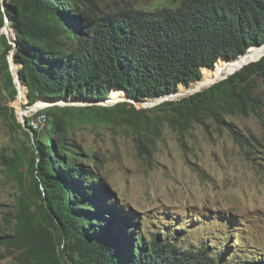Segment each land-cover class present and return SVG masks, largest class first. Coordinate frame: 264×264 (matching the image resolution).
Wrapping results in <instances>:
<instances>
[{
    "label": "trees",
    "instance_id": "16d2710c",
    "mask_svg": "<svg viewBox=\"0 0 264 264\" xmlns=\"http://www.w3.org/2000/svg\"><path fill=\"white\" fill-rule=\"evenodd\" d=\"M5 10L18 42L13 60L21 64L17 114L38 109L36 121L43 116L41 133L30 117L25 130L14 109L6 108L32 143L28 152L3 156L1 173L19 188L12 217H5L10 229H0L7 255L19 264H264V250L253 246L244 255L233 243L223 251L207 239L182 246L168 232L146 236L102 178L80 162L67 128L75 119L115 122L127 102L21 106L25 94L32 104L96 100L110 91L111 101L151 98L136 101L149 106L161 101L154 97L201 77L178 96L201 90L155 107L180 131L211 120L238 141L226 117L253 114L264 123V45L256 46L264 42V0H182L175 8L111 12L98 0H5ZM4 23L0 1V28ZM12 32L5 28L10 38ZM1 40L2 76L14 97L7 60L12 45L3 35ZM249 47L248 58L230 59ZM145 110L132 107L128 117H145ZM136 124L138 132L148 128L147 122Z\"/></svg>",
    "mask_w": 264,
    "mask_h": 264
},
{
    "label": "rangeland",
    "instance_id": "374dc122",
    "mask_svg": "<svg viewBox=\"0 0 264 264\" xmlns=\"http://www.w3.org/2000/svg\"><path fill=\"white\" fill-rule=\"evenodd\" d=\"M181 1L98 0V3L102 10L111 12L118 8H175ZM2 35L8 43L11 39L5 29L0 33V52L4 49ZM193 83H180L178 90ZM259 92L264 97V83ZM111 95L110 91L106 98L59 101L58 105L128 103L120 111L123 117L115 122L75 119L67 132L72 145L77 146L80 162L96 172L117 201L133 213L138 230L146 236L152 232H168L182 246L207 239L223 251L232 243L236 245L235 250L244 248V255H248L249 246L264 250V123L253 114L226 117L236 130L238 141L211 120H206L207 125L192 122L180 131L169 125L162 109L155 107L162 102L143 106L129 97L111 101ZM17 98V94L12 97L6 86L0 64L1 230L10 229L5 217H12L19 195L17 182L1 173L3 156H12L17 150L28 152L32 145L31 139L14 125L6 109L12 107L18 121ZM179 98L174 96L172 100ZM24 102L29 105L26 94ZM132 107L146 109L145 117L130 119ZM37 110L25 115L24 118L30 117L29 124L38 122ZM24 121L21 124L28 130ZM137 121L147 122V130L141 128L138 132ZM40 122L41 133L43 120ZM139 137L142 143L138 142ZM0 264L19 263L0 245Z\"/></svg>",
    "mask_w": 264,
    "mask_h": 264
},
{
    "label": "water",
    "instance_id": "95a60500",
    "mask_svg": "<svg viewBox=\"0 0 264 264\" xmlns=\"http://www.w3.org/2000/svg\"><path fill=\"white\" fill-rule=\"evenodd\" d=\"M1 1V6H2V9H3V11H4V21H5V23H4V25L0 28V33L5 29V28H10L9 27V25H8V21H9V14L7 13V11L5 10V0H0ZM10 30H11V28H10ZM10 40V42L9 43H11V45H12V47H11V49H10V51L8 52V58H7V60H8V63H9V69H10V73H11V76H12V79H13V84H14V86H15V88H16V90H17V95H19V86L20 85H22V83H21V81H20V78H19V74H18V71H17V69H18V67L19 66H21V64H18V66H17V68H16V70L13 68L14 66L13 65H15L16 63L14 62V60H13V55H14V52H15V49L17 48V44H18V42H17V37H16V35L14 34V32H13V36H12V38L11 39H9ZM264 45V42L263 43H261V44H259V45H256V46H263ZM249 49H250V47L243 53V54H241V55H239V56H237V57H235V58H230V59H244V58H248V56L251 54L250 52H249ZM263 55V54H262ZM261 55V56H262ZM260 56V57H261ZM259 57V58H260ZM259 58H257V59H254V60H250V61H247L245 64H247V63H249V62H253V61H256V60H258ZM245 64H243V65H245ZM243 65H241V67L243 66ZM240 67V68H241ZM239 68V69H240ZM238 69V70H239ZM232 74V73H231ZM230 75V74H229ZM228 76V75H227ZM227 76H225L224 78H226ZM221 79H223V78H221ZM220 79V80H221ZM195 81H197V80H195ZM194 81V82H195ZM219 81V80H218ZM213 84V83H212ZM26 86V85H25ZM210 86V85H209ZM208 87V86H207ZM27 86H26V92H27ZM199 90H201V89H199ZM199 90H197V91H199ZM196 92V91H195ZM178 93H179V90H177V91H175V92H173V93H170V94H166V95H162V96H158V97H154V98H161V101L160 102H163V101H166V100H172V98L174 97V96H178ZM190 94H192V93H190ZM184 96H186V95H181V96H178V97H184ZM130 98V97H129ZM131 99H133V100H135V101H145V100H147V99H144V100H136V99H134V98H131ZM59 101H61V102H63V103H71V102H73V101H79V100H74V99H68V100H63V99H56V100H46V99H39V100H37L35 103H32V104H29V105H27V104H25V102H23L22 104H21V106H33V105H39L40 103H44L43 105L44 106H47V105H52V104H59L60 102ZM80 101H86V100H80ZM18 115V114H17ZM25 116H17V118H18V121L20 122V123H22V124H24V120H25V118H24Z\"/></svg>",
    "mask_w": 264,
    "mask_h": 264
},
{
    "label": "built area",
    "instance_id": "2783aa9c",
    "mask_svg": "<svg viewBox=\"0 0 264 264\" xmlns=\"http://www.w3.org/2000/svg\"><path fill=\"white\" fill-rule=\"evenodd\" d=\"M38 123H40V120H39L38 122L33 123L32 125H33V126H37Z\"/></svg>",
    "mask_w": 264,
    "mask_h": 264
},
{
    "label": "bare ground",
    "instance_id": "6f19581e",
    "mask_svg": "<svg viewBox=\"0 0 264 264\" xmlns=\"http://www.w3.org/2000/svg\"><path fill=\"white\" fill-rule=\"evenodd\" d=\"M39 116H40V115H39ZM39 120H40V121L43 120V116H41V118H38V119H37V121H39ZM40 123H41V122H40Z\"/></svg>",
    "mask_w": 264,
    "mask_h": 264
}]
</instances>
